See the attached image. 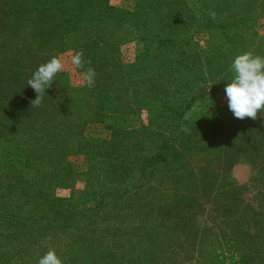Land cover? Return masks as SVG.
<instances>
[{"label":"trees","instance_id":"trees-1","mask_svg":"<svg viewBox=\"0 0 264 264\" xmlns=\"http://www.w3.org/2000/svg\"><path fill=\"white\" fill-rule=\"evenodd\" d=\"M251 1L135 0L133 11H125L108 0H0V158L10 175L7 183L0 177V264H26L23 252L56 239L73 241L88 264H121L117 256L131 251L134 241L162 239L184 228L204 212L200 202L232 228L259 227L255 209L261 202L251 208L241 195L256 184L254 198L264 197V129H246L244 119L212 99L211 112L190 116L197 96L169 97L174 80L164 79L178 75L174 92L188 83L202 85L191 67L181 65L203 59L219 68L226 54L220 59L215 50L203 58L187 32L193 24L195 30L213 29L210 19L196 25L207 5L226 14L224 22L238 23ZM232 4L234 11L221 12ZM131 40L143 44V65L161 66L160 80L147 76L139 87L133 73L122 70L120 47ZM81 50L96 71L95 86L70 87L60 72L41 105L31 107L36 94L27 80L37 67L52 56ZM140 110H146L147 124L128 129L127 118ZM88 124H104L108 136L85 139ZM70 156L83 159L80 171L67 161ZM240 163L251 172L244 185L230 176ZM80 178V203L53 197L55 188ZM144 213L154 217L150 229L128 221L118 226ZM193 231L188 229L185 239ZM101 246L107 254L97 255ZM39 257L30 256V264Z\"/></svg>","mask_w":264,"mask_h":264},{"label":"rangeland","instance_id":"rangeland-1","mask_svg":"<svg viewBox=\"0 0 264 264\" xmlns=\"http://www.w3.org/2000/svg\"><path fill=\"white\" fill-rule=\"evenodd\" d=\"M187 4L191 0H184ZM206 4L208 0H203ZM110 6L125 11H133L135 0H108ZM251 7L245 9L246 18L236 23V21L222 20L226 14L210 11V5H207L205 15L202 20L196 25H204L207 19L211 20V27H201L202 29L195 30L193 24L192 30L186 34L188 39L194 44L197 50H202L203 58L213 57V51L218 50L220 59L225 55L224 65H207V61L197 62L196 64L181 65V67H191V73L202 85L195 86V83H188L191 86L186 89L179 87V92H174L172 88L175 83L177 74L169 73L164 79L171 77L173 83L168 87L171 89L169 97L180 95L181 97L197 96L196 101L189 109V115L195 116L197 113L211 112L209 100H213V104L219 108H226L227 101L224 91L226 82L231 81L234 73L231 69L233 59L238 54L244 52H252L254 55L264 56V0H252ZM234 4L224 6V9H233ZM229 49V50H228ZM189 51V50H188ZM121 67L124 72H132L134 79L138 82H143L145 77L150 76L153 79L157 78L158 71L161 66L156 65L150 67L143 65V44L139 40H131L120 47ZM72 53L67 51L59 55L64 62V70L61 71L67 76L70 87L77 88L82 86V77L76 72L71 64ZM187 77H183L182 81H186ZM160 80L161 78H157ZM225 82V84H224ZM201 89L202 91H200ZM178 93V94H177ZM152 106V105H151ZM233 116L232 112H230ZM227 117H229L227 115ZM234 117V116H233ZM107 123V122H106ZM245 128L250 131H255L256 128L264 129V113H258L257 119H244ZM147 124L146 110H140L136 114H132L127 118L126 127L128 129H137L141 125ZM153 125H158L156 122ZM83 135L88 138H103L108 136L104 124H88ZM4 147L0 146V149ZM72 168L80 171L84 166V161L80 156H70L67 158ZM9 167L10 164H9ZM7 165L0 158V177L7 183L10 180V175L7 173ZM230 176L239 184L248 183L251 176L250 167L245 163H240L230 171ZM83 179L80 178L75 182L63 188H55L53 197L63 200V203L78 204L83 197ZM257 185L253 184L243 192L241 199L251 208L255 207V201H260L261 206L255 209L259 212L258 226L251 225L248 228L234 227L232 228L226 223H222L219 217H215L211 212V206L200 202L204 212H198L195 216L186 223L184 228H176L174 235L162 239H153L143 237V239L134 241V246L131 251L120 252L116 260L121 264H264V197L254 198ZM199 201V200H198ZM210 210V211H209ZM127 224H135L141 229H150L155 225L154 217L151 213H144L137 218L131 217L128 220L118 224L123 228L125 222ZM90 228V226H88ZM194 229L193 237L185 239V232L188 229ZM83 233V227H82ZM188 232H186L187 234ZM84 234V233H83ZM87 233L83 236H86ZM106 240V239H105ZM80 247L85 245V242L79 239ZM49 248L56 251L57 256L62 260V264H88L90 261L82 260L81 255L77 253L73 241L67 243L64 239H56L53 242L40 243L36 250H29V254H23V260L26 264H30V256H42ZM123 248L121 249V251ZM97 255L108 253L107 247L101 246ZM71 259L70 261H68ZM36 261V260H35ZM37 263V261H36ZM13 264H18L14 261Z\"/></svg>","mask_w":264,"mask_h":264},{"label":"clouds","instance_id":"clouds-1","mask_svg":"<svg viewBox=\"0 0 264 264\" xmlns=\"http://www.w3.org/2000/svg\"><path fill=\"white\" fill-rule=\"evenodd\" d=\"M71 64L80 70L82 83L91 89L95 86L96 71L90 67L91 61L84 59L83 51H76L71 56ZM64 62L59 56H52L47 62L41 63L27 80L36 97L31 100V107H39L46 90L49 89L58 73L64 70ZM231 69L234 73L230 82L224 87V94L229 111L237 119H257L258 113H264V56L252 52L238 54L233 59ZM181 131L187 132L182 127ZM37 264H62L52 248L37 259Z\"/></svg>","mask_w":264,"mask_h":264}]
</instances>
